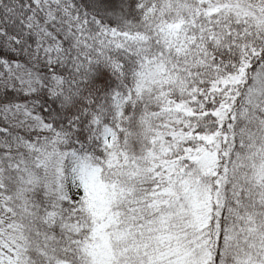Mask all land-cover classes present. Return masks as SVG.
Here are the masks:
<instances>
[{"label": "snow or ice", "instance_id": "snow-or-ice-1", "mask_svg": "<svg viewBox=\"0 0 264 264\" xmlns=\"http://www.w3.org/2000/svg\"><path fill=\"white\" fill-rule=\"evenodd\" d=\"M0 264H264V0H0Z\"/></svg>", "mask_w": 264, "mask_h": 264}]
</instances>
